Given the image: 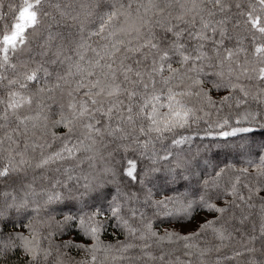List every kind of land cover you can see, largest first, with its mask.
Listing matches in <instances>:
<instances>
[{
  "label": "snow or ice",
  "instance_id": "1",
  "mask_svg": "<svg viewBox=\"0 0 264 264\" xmlns=\"http://www.w3.org/2000/svg\"><path fill=\"white\" fill-rule=\"evenodd\" d=\"M0 183V264H264V0H0Z\"/></svg>",
  "mask_w": 264,
  "mask_h": 264
},
{
  "label": "trees",
  "instance_id": "2",
  "mask_svg": "<svg viewBox=\"0 0 264 264\" xmlns=\"http://www.w3.org/2000/svg\"><path fill=\"white\" fill-rule=\"evenodd\" d=\"M201 127H203V125H201ZM56 131L63 132L64 129L63 128H57ZM256 138H257V140H259L261 138L259 132L256 133ZM212 141H213V138H211V137H208V138L197 137V138L194 139L191 147H192L193 150H195V148L197 146L203 148L204 145H209L210 146V151L207 153V155L209 157H211L214 162L220 163L221 166H222L223 163H234V164L237 165V167L246 166V165L243 164L242 160L233 158L231 156L225 157V155L222 152H218L217 149H215L214 147H211V142ZM58 147H59V141H56L55 143L52 144V150H55ZM185 147H188V146L185 145ZM48 175L56 176L58 174L55 173L54 171H50L48 173ZM61 178H63V177H61ZM3 188H4V184L0 183V191H2ZM163 194L164 195H168L170 193L168 191H164ZM157 198H159V195L157 196ZM219 203H222V201H219ZM148 214L151 215V210H149ZM200 215H203V216L207 215L209 218H211V216L214 215V214H212V213H204V214H200ZM203 216L200 219H196V221H193L194 222L193 226L189 227V228L183 227V225L184 224H188V222H178L175 219L169 220L167 218H156L154 226L157 228V230H159L161 232L165 228H167V229H176V230L181 231V232H187V231L194 230L195 227L197 226V223L202 221ZM253 220L256 221V224H257V227H258V225H259L258 218L254 216ZM245 228H246V230H250L251 229V223L246 224ZM112 231H113L112 229H109V231L106 232L102 236V239L105 240L106 242H115L116 239H120V240H124L125 239L124 235L120 234L119 232H117L116 236L111 235L110 233ZM63 239H68V237L65 236V237H63ZM75 239L77 240V242L83 241L85 243H91L90 240H86L85 238H83V237H81L79 235H76ZM205 239L211 240V237L208 236ZM213 243H216V241H213ZM233 248H235L236 250H239L238 245H231V246H229L227 248L222 249L219 255H221V256H230L232 251H233ZM73 255H76V253L73 252ZM212 259H215V254H213ZM223 264H235V262L234 261H224Z\"/></svg>",
  "mask_w": 264,
  "mask_h": 264
},
{
  "label": "rangeland",
  "instance_id": "3",
  "mask_svg": "<svg viewBox=\"0 0 264 264\" xmlns=\"http://www.w3.org/2000/svg\"><path fill=\"white\" fill-rule=\"evenodd\" d=\"M203 215H198L197 216V219H200ZM194 224V222H191V223H188V224H184L183 227L185 228H189V227H192Z\"/></svg>",
  "mask_w": 264,
  "mask_h": 264
}]
</instances>
